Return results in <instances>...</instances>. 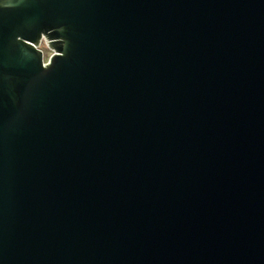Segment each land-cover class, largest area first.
Here are the masks:
<instances>
[{"label": "water", "instance_id": "1", "mask_svg": "<svg viewBox=\"0 0 264 264\" xmlns=\"http://www.w3.org/2000/svg\"><path fill=\"white\" fill-rule=\"evenodd\" d=\"M0 264H264V0H0Z\"/></svg>", "mask_w": 264, "mask_h": 264}, {"label": "clouds", "instance_id": "2", "mask_svg": "<svg viewBox=\"0 0 264 264\" xmlns=\"http://www.w3.org/2000/svg\"><path fill=\"white\" fill-rule=\"evenodd\" d=\"M6 6H8V5H6ZM58 31L62 32L63 29L62 28L58 29ZM48 44H49V41L46 38L41 40V45L43 47H47ZM64 46L67 47V41H65ZM53 54L55 55V53H53ZM50 63H51V58L49 57L48 61L44 64V68H47Z\"/></svg>", "mask_w": 264, "mask_h": 264}, {"label": "rangeland", "instance_id": "3", "mask_svg": "<svg viewBox=\"0 0 264 264\" xmlns=\"http://www.w3.org/2000/svg\"><path fill=\"white\" fill-rule=\"evenodd\" d=\"M40 48L43 51L44 58L47 59V57L50 55L51 51L47 47H43L40 45Z\"/></svg>", "mask_w": 264, "mask_h": 264}]
</instances>
